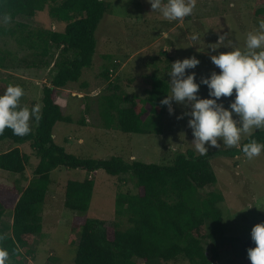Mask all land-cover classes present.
<instances>
[{"label": "rangeland", "instance_id": "rangeland-1", "mask_svg": "<svg viewBox=\"0 0 264 264\" xmlns=\"http://www.w3.org/2000/svg\"><path fill=\"white\" fill-rule=\"evenodd\" d=\"M111 4L99 24L95 36L97 47L92 64L83 69L78 82L69 83L61 89L57 103L63 113L72 118L71 123L58 122L54 127V137L71 153L81 157L109 158L120 156L125 160L138 159L159 164L171 163L177 152L193 149L192 129L188 127L190 105L173 102L174 113L151 114L143 124L146 133H124L115 127L106 128L99 115L102 94L112 91L109 82L118 84L133 97L143 96L150 87L152 75H168L171 70L166 58L182 60L197 57L200 64L187 72H195L196 80L207 77L219 69L210 56L227 49L221 47L215 52L209 46L217 41L218 34H226L230 47L243 48L246 36L258 28V21L264 20L254 13L257 0H196L193 13L183 20L168 21L159 11H153L148 0H105ZM166 3V0H163ZM16 21L30 28H49L62 31L64 23L51 19L47 9L33 17L17 16ZM16 27L15 23H3L0 17V31ZM193 33L200 37L192 40ZM0 47L8 50L7 58L13 66L0 68V80L8 84L20 85L24 96L21 107L31 109L34 105L42 108V88L51 80V66H45L46 58L34 60L26 48H22L15 36L0 32ZM54 53L58 52L53 51ZM166 53V54H164ZM173 63V60L171 61ZM113 69L112 75H102L105 69ZM170 81V77H169ZM200 97L208 96V89L201 85ZM233 97L221 98L227 107ZM36 121H30L35 126ZM248 135L242 136V140ZM241 140V141H242ZM18 146L30 158L24 175L0 169V187L21 191L28 180L34 177L38 158L29 142L13 144L0 141V152ZM239 146V145H238ZM221 142L219 148H225ZM236 147V146H235ZM218 148V149H219ZM217 148H210L214 151ZM217 175L215 184L207 185L206 191L223 193L224 200L219 203L222 211L223 234L218 243L220 252L215 264H250L241 249V241L251 238L252 227L264 222V151L251 160L244 154L235 157L217 155L210 159ZM51 184L46 199L40 207L42 231L35 235L32 254L23 258L25 264H74L79 228L73 226L74 212L64 207V192L68 180L94 181V192L87 218L101 219L107 226L126 229L129 226L126 216L115 214V196L118 191L136 192L137 188L129 174L111 176L103 169L87 172L83 169L57 167L50 173ZM13 211L5 209L2 230L11 232ZM206 229L211 231L210 223ZM215 243V242H214ZM216 244V243H215ZM208 254L213 242L203 240ZM138 264H190L179 258L172 261L142 259Z\"/></svg>", "mask_w": 264, "mask_h": 264}, {"label": "trees", "instance_id": "trees-1", "mask_svg": "<svg viewBox=\"0 0 264 264\" xmlns=\"http://www.w3.org/2000/svg\"><path fill=\"white\" fill-rule=\"evenodd\" d=\"M254 13L264 19V0H257ZM47 9L51 19L64 23L62 31L49 28H30L17 22V16L33 17ZM111 11L105 0H0V17L9 15L16 27L2 29V34L15 36L17 43L29 51L36 61L46 58L51 66V80L42 88L41 119L31 126V132L19 137L5 129L0 141L13 144L29 142L38 158L34 177L21 191L0 187V235L2 246L9 252L10 264H25L23 258L32 254L35 235L42 231L40 207L51 184V171L57 167L83 169L94 172L103 169L111 176L129 174L136 192L118 191L115 196V214L126 216L129 226L121 229L107 226L103 220L87 218L94 192V181L70 179L64 192V207L74 212L73 226L79 228L74 264H138L142 259L172 261L182 258L190 264H215L219 258L218 243L223 234L222 211L219 203L223 193L206 191L207 185L217 182L210 159L217 155L235 157L243 154L242 146L251 139L264 143V130H256L236 147L219 148L199 156L193 149L177 152L171 163L159 164L138 159L125 160L120 156L109 158L81 157L71 153L54 137L58 122L71 123L57 103L61 89L80 80L84 68L92 64L97 47L95 32L104 16ZM58 51L54 53L53 51ZM8 50L0 47V68L13 66ZM166 54V53H164ZM166 58V62L173 59ZM11 60V59H10ZM105 69L102 75H112ZM8 87L0 80V94ZM112 91L102 94L99 115L106 128L124 133H146L143 124L151 114H164L167 106L160 101L171 91L169 75H152L150 87L143 96L133 97L118 84H109ZM30 156L18 146L0 152V169L24 175ZM13 211L11 232L2 230L5 209ZM210 223L211 231L206 229ZM213 242L208 254L203 240ZM216 244H215V243ZM251 238L241 241V249L253 247ZM248 256V255H247Z\"/></svg>", "mask_w": 264, "mask_h": 264}, {"label": "clouds", "instance_id": "clouds-1", "mask_svg": "<svg viewBox=\"0 0 264 264\" xmlns=\"http://www.w3.org/2000/svg\"><path fill=\"white\" fill-rule=\"evenodd\" d=\"M153 11H159L168 21L183 20L190 16L196 0H148ZM3 23H10L11 17L4 15ZM192 40L200 39L193 33ZM226 34L219 35L217 41L209 46L212 51L221 47L227 49L210 56L219 72L212 71L207 77L196 80L195 69L200 60L193 56L176 60L168 72L171 91L161 101L167 106L169 114L174 113L173 102L190 105L188 127L192 129L194 150L199 156L208 154L210 148H219L221 142L232 148L241 144L242 136L256 130H264V20L258 21V28L249 32L243 48L230 47ZM201 85L208 89L207 97H200ZM227 107L222 97H233ZM25 94L20 85L10 84L0 94V135L10 129L13 135L24 137L31 132L30 121L41 119L39 105L31 109L20 106ZM242 152L251 160L261 155L264 143L251 139L242 146ZM253 247L247 249L250 264H264V222L251 229ZM4 236L0 235V264H10L9 252L2 246Z\"/></svg>", "mask_w": 264, "mask_h": 264}]
</instances>
